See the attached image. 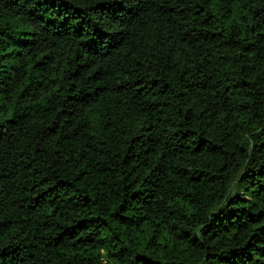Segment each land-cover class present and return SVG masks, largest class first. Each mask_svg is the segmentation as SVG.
I'll use <instances>...</instances> for the list:
<instances>
[{"label":"trees","instance_id":"trees-1","mask_svg":"<svg viewBox=\"0 0 264 264\" xmlns=\"http://www.w3.org/2000/svg\"><path fill=\"white\" fill-rule=\"evenodd\" d=\"M0 264H264V0H0Z\"/></svg>","mask_w":264,"mask_h":264}]
</instances>
